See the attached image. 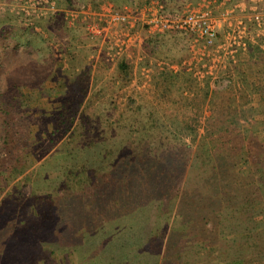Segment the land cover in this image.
<instances>
[{"label":"rangeland","instance_id":"rangeland-1","mask_svg":"<svg viewBox=\"0 0 264 264\" xmlns=\"http://www.w3.org/2000/svg\"><path fill=\"white\" fill-rule=\"evenodd\" d=\"M160 6L208 9L214 45L157 29ZM220 122L264 150V0H0V264H264V203L237 231L234 178L202 180ZM87 135L105 187L83 197L64 181Z\"/></svg>","mask_w":264,"mask_h":264},{"label":"trees","instance_id":"trees-1","mask_svg":"<svg viewBox=\"0 0 264 264\" xmlns=\"http://www.w3.org/2000/svg\"><path fill=\"white\" fill-rule=\"evenodd\" d=\"M121 67L125 70L127 69L128 73V64L122 63ZM74 101H76L77 104H75ZM69 103L70 104L68 105L64 104L62 106L63 109H65V112H60V118L63 123L69 125L70 127L74 123L76 116L79 114L81 100L78 101L74 98H71V101ZM4 113L5 115H7V117L4 121H2L1 124L4 133L2 135L3 137H5L6 132L8 133L9 127H11L12 123L14 122V118L13 116H11L8 110ZM226 125L227 124L224 125L221 123V125H219V130L211 129L212 134H209L208 136L212 137L213 142L215 140L216 142H220L221 140L227 139V141L225 142L222 141V147H219L216 143L217 145H215L214 150H220L221 152H226V150H228L227 152L229 154H220L219 152L217 153V151H211V153L213 154L210 156L212 157L211 159L214 160L215 165L210 166L207 164L204 166L205 168L202 169L201 166L199 169L200 171L202 169L203 174L208 175V177L202 179L204 180V183L206 185L211 181V177L213 176L219 177V179L221 177L234 178V181H236V188H239V190L237 191L236 189V192L234 194L225 195V197H223L225 201L224 206L227 207V210L230 209L229 215L232 219V227L238 226L237 231H248V228L250 226L248 225V222L253 220V212L251 211L254 210V207H256L257 205L261 206V204L264 203V150H258L256 149V147L252 148V146L244 150L243 144L242 146H238L239 144L237 143L236 137L238 135H242V133H233L235 138H232V141L234 143L233 145H231V148L227 149L228 146H226V144L228 145L229 143V137L225 133H223V127L225 128L226 132L230 131L228 129L230 127H226ZM4 139L5 138H3V141H0L1 147H4L5 145ZM92 143L93 142L87 135V138L85 139L84 149L88 148L89 153L87 152V150L83 151L84 155H80L79 153H77V157L80 159L82 157V159H85V161L78 162L75 159L74 154L72 160L69 163L70 166L66 167V178L64 181V185L66 186L68 193L74 195H82L83 197H90L96 194V191L98 189L97 187H99V189L105 187L103 183L99 182V179L102 175V170L106 168V166H103L106 163V158L101 157L99 154V158L101 157L100 160L97 159L96 161L94 158H92L94 157L91 154V151H93L94 149H90V147H92ZM239 148L243 150H237ZM71 153L73 154L74 150L71 151ZM94 153L95 152L93 151V154ZM147 171L152 172L153 170L148 167ZM209 174H211V176ZM225 193L228 194L230 192L226 191ZM237 221L239 222L241 227L238 225ZM242 221H244V223ZM128 226H130V224ZM261 226L262 225H260L259 227ZM254 228H257L256 223H254ZM132 230H134V228H132ZM134 236L136 235L131 236V238ZM120 242H122L121 244H123V247H126V241L124 242L123 240H120ZM26 249L27 248L24 246L20 247L19 251L14 254V258L19 257L20 253L23 254V252H26ZM102 251L103 253H100L99 255L100 264H114V261L109 260L108 258L110 257L107 256V254L105 255V250ZM241 257H243L242 254H238L237 258ZM236 261L238 260L236 259Z\"/></svg>","mask_w":264,"mask_h":264},{"label":"built area","instance_id":"built-area-1","mask_svg":"<svg viewBox=\"0 0 264 264\" xmlns=\"http://www.w3.org/2000/svg\"><path fill=\"white\" fill-rule=\"evenodd\" d=\"M223 19L226 20L227 18L223 17ZM255 19L260 23L259 15L256 14ZM150 23L163 31H185L196 34L197 41H201L206 47L213 46L218 38L217 21L212 18L211 12L208 9L180 13L168 12L163 6H160L157 15L153 16ZM245 29L246 26L243 28V32L246 33ZM234 40H236V36H234ZM237 44L246 50V42H242L241 40Z\"/></svg>","mask_w":264,"mask_h":264}]
</instances>
